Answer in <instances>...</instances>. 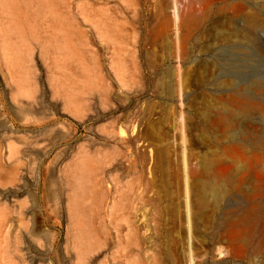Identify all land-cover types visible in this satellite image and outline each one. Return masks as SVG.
<instances>
[{"label": "rangeland", "instance_id": "obj_1", "mask_svg": "<svg viewBox=\"0 0 264 264\" xmlns=\"http://www.w3.org/2000/svg\"><path fill=\"white\" fill-rule=\"evenodd\" d=\"M0 1V264H264V0Z\"/></svg>", "mask_w": 264, "mask_h": 264}, {"label": "bare ground", "instance_id": "obj_2", "mask_svg": "<svg viewBox=\"0 0 264 264\" xmlns=\"http://www.w3.org/2000/svg\"><path fill=\"white\" fill-rule=\"evenodd\" d=\"M12 1V0H11ZM1 2V1H0ZM1 4V3H0ZM246 15V14H245ZM254 15V14H253ZM252 16V15H251ZM78 71H80V70H78ZM80 73V72H79ZM82 76V75H81ZM78 78H80V76H79V74H78ZM79 81H81L80 79H78ZM77 83H79V82H77ZM78 86H79V84H78ZM29 97V96H28ZM30 97H31V95H30ZM30 104V103H29ZM3 106V105H2ZM30 109V108H29ZM48 125V124H47ZM11 145H10V149H11ZM11 158V157H10Z\"/></svg>", "mask_w": 264, "mask_h": 264}]
</instances>
